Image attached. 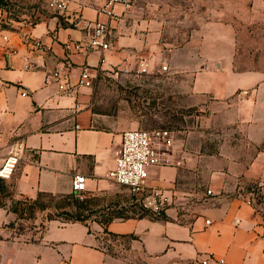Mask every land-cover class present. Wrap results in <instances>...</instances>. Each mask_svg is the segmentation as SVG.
I'll return each instance as SVG.
<instances>
[{"label":"crops","instance_id":"0c3cea01","mask_svg":"<svg viewBox=\"0 0 264 264\" xmlns=\"http://www.w3.org/2000/svg\"><path fill=\"white\" fill-rule=\"evenodd\" d=\"M106 1L68 0L60 17L0 25V164L16 142L25 147L10 178H0L12 194H66L75 173L85 176L87 194L110 184L107 173L121 134L136 127V120L129 108L95 110L91 87L74 85L81 68L95 75L108 66L109 53L129 58L123 46L138 33L128 30L130 20H109L101 12ZM124 10L114 6L118 14ZM96 20L109 22L113 50L83 54L66 48L88 40L86 23ZM211 25L219 24L203 26ZM242 39L233 26L227 35L204 33L196 59L183 63L193 71L190 91L205 123L230 132L211 151L203 131L197 145L186 132L184 146L174 144L179 165L149 167L147 184L169 203L167 218H121L103 227L49 220L36 239L25 240L10 236L4 225L12 213L0 204L2 264H117L120 259L99 245L105 234L128 239L125 252L143 264H264V229L245 202L252 184L264 188V56L255 50L250 55ZM66 62L72 64L69 72L59 80L51 77ZM61 82L70 87L61 91Z\"/></svg>","mask_w":264,"mask_h":264},{"label":"rangeland","instance_id":"374dc122","mask_svg":"<svg viewBox=\"0 0 264 264\" xmlns=\"http://www.w3.org/2000/svg\"><path fill=\"white\" fill-rule=\"evenodd\" d=\"M48 2L0 0V25L10 27L16 22L36 24L47 17H60ZM128 2L129 6L118 19L130 20L132 23L128 30H135L138 34L132 43L123 46L129 52V58H123L116 52L109 53L108 66L95 73L91 85L94 109L116 113L119 109L129 108L131 117L136 120V127L130 129L173 130L179 147L184 146L180 139L186 132H191L190 136L193 134L189 143L197 145L201 141L200 137V140L197 138L198 132L203 131L206 150L215 149L222 141L220 136L225 137L230 132L229 128L221 131L205 123V112L190 91L193 71H185L183 63L196 59L199 40L204 33L227 35L231 26L243 36L241 45L244 50L249 49L250 55L255 50L256 56H264V0ZM213 22L219 25L203 26ZM6 182L0 180V204L11 211L12 217L4 226L11 229L10 236L17 235L25 240L36 239L49 220L69 223L71 219L63 210L79 211L82 223L103 227L109 221L126 217L164 219L169 208V203H164L163 209L155 213L143 205L145 193L135 194L112 180L107 188L95 194L84 191L71 198L42 197L39 203H34V198L12 194ZM70 193L69 190L66 194ZM116 239L115 235L105 234L99 245L107 247L113 256L120 259L117 264H143L141 259L125 252L129 248L128 239Z\"/></svg>","mask_w":264,"mask_h":264},{"label":"built area","instance_id":"2783aa9c","mask_svg":"<svg viewBox=\"0 0 264 264\" xmlns=\"http://www.w3.org/2000/svg\"><path fill=\"white\" fill-rule=\"evenodd\" d=\"M49 6L58 12H64L68 7V0H49ZM116 4L129 6L128 0H107L101 12L107 15L109 20L116 21L119 14L114 11ZM75 20L79 17L74 16ZM74 20V21H75ZM1 21V20H0ZM90 25L89 38L86 41H72L66 44V48L78 52L88 53L91 51L103 52L110 48V25L107 21L96 20ZM3 39L7 36L3 35ZM72 64L66 62L61 67H56L51 77L59 80L65 72H69ZM94 75L89 72V68L83 67L78 75L76 86L91 87ZM48 80V78H47ZM68 83L61 82L59 88L61 91L69 88ZM21 94H27L26 90H21ZM174 131L170 129H128L121 134L119 148L114 158V166L107 176L113 182L126 186L135 194L145 195L142 197V203L153 212L158 213L163 209L165 198L155 189L147 184L148 170L151 166L179 165L180 160L174 154L175 148ZM23 143L18 141L12 146L2 163L0 164V178L8 179L16 168L23 150ZM86 189V179L81 173H75L71 177L70 191L75 194H81ZM245 202L251 206L254 214L259 219V225L264 229V188L260 184L254 183L247 191ZM203 264L205 261L202 262ZM0 264H2L0 260Z\"/></svg>","mask_w":264,"mask_h":264},{"label":"trees","instance_id":"16d2710c","mask_svg":"<svg viewBox=\"0 0 264 264\" xmlns=\"http://www.w3.org/2000/svg\"><path fill=\"white\" fill-rule=\"evenodd\" d=\"M8 191H9V189H8ZM75 195L76 194L73 193V192L70 193V194H51V193H46V192H39L37 194V196L34 198L33 202L34 203H39L40 202V199L42 197H47L49 199H53L55 197H59V198H71V197H73ZM63 212L70 217V219H71L70 222H74V221L82 222V219H81L82 213L81 212H79V211L72 212L71 210H69V211L68 210H66V211L63 210ZM126 218H129V217H126Z\"/></svg>","mask_w":264,"mask_h":264}]
</instances>
